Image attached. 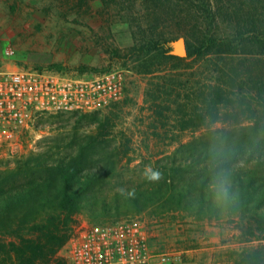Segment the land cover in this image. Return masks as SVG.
Wrapping results in <instances>:
<instances>
[{
    "label": "trees",
    "instance_id": "obj_1",
    "mask_svg": "<svg viewBox=\"0 0 264 264\" xmlns=\"http://www.w3.org/2000/svg\"><path fill=\"white\" fill-rule=\"evenodd\" d=\"M63 1L71 11L88 5ZM103 1L129 24L132 44L114 55L149 78V110L165 136L172 118L173 133L203 131L149 166L162 174L155 182L145 170L123 181L128 149L123 162L103 135L87 141L97 148L102 140L100 160L53 144L20 155L12 167L0 161V264H50L78 214L91 226L141 217L227 224L236 244L259 243L229 259L264 264V0ZM179 39L185 56L171 53Z\"/></svg>",
    "mask_w": 264,
    "mask_h": 264
},
{
    "label": "rangeland",
    "instance_id": "obj_2",
    "mask_svg": "<svg viewBox=\"0 0 264 264\" xmlns=\"http://www.w3.org/2000/svg\"><path fill=\"white\" fill-rule=\"evenodd\" d=\"M87 1L88 5H83L81 10L71 11L68 9L71 4L63 0H0V69L18 64L23 68L84 77L121 71L124 76L122 98L93 114L33 117L20 135V147L15 153L0 149V161L12 167L14 159L20 155L36 153L53 144L65 147L64 152L71 149L74 156L78 148L83 149L85 160H100L102 156L98 150L104 145L102 140L98 141L101 144L97 148L90 147L87 141L91 135H103L110 147L118 149L123 162L127 160L121 153L127 147L131 162L123 167L122 162L119 173L123 181L128 182L142 175L163 155L171 153L178 143L199 136L203 130L173 133L172 118L165 136L156 121L157 116L149 110L151 97L145 93L149 78L133 73L129 63H123L114 55L116 49L122 55L132 44L129 24L117 22L111 2ZM180 41L171 45V51ZM5 51L11 54L5 55ZM103 123L104 129L101 128ZM230 123L216 127H228ZM156 129L158 137L152 135ZM136 221L145 233L149 249L156 255L170 258L165 264H234V259L228 256L231 251L259 244H236V231L227 224L210 223L200 228L189 222L171 224L148 217ZM89 225L82 214L76 215L69 239ZM67 242L50 264H69L64 249Z\"/></svg>",
    "mask_w": 264,
    "mask_h": 264
},
{
    "label": "built area",
    "instance_id": "obj_3",
    "mask_svg": "<svg viewBox=\"0 0 264 264\" xmlns=\"http://www.w3.org/2000/svg\"><path fill=\"white\" fill-rule=\"evenodd\" d=\"M123 85L121 71L84 77L15 64L0 69V149L15 153L36 113L97 112L122 98ZM64 249L69 264H165L170 259L149 249L136 220L84 226Z\"/></svg>",
    "mask_w": 264,
    "mask_h": 264
},
{
    "label": "clouds",
    "instance_id": "obj_4",
    "mask_svg": "<svg viewBox=\"0 0 264 264\" xmlns=\"http://www.w3.org/2000/svg\"><path fill=\"white\" fill-rule=\"evenodd\" d=\"M161 173L158 170H153L151 167L145 169L144 176L149 181H159L161 179ZM129 197H133L135 195L134 191H129L127 193Z\"/></svg>",
    "mask_w": 264,
    "mask_h": 264
},
{
    "label": "water",
    "instance_id": "obj_5",
    "mask_svg": "<svg viewBox=\"0 0 264 264\" xmlns=\"http://www.w3.org/2000/svg\"><path fill=\"white\" fill-rule=\"evenodd\" d=\"M171 53L173 55H177V56H185L186 54V49H185V45L183 43V41H180L177 46H175L174 50L171 51Z\"/></svg>",
    "mask_w": 264,
    "mask_h": 264
}]
</instances>
